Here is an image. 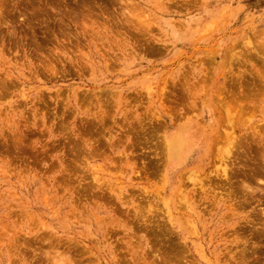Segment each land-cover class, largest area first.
<instances>
[{
  "label": "rangeland",
  "instance_id": "obj_1",
  "mask_svg": "<svg viewBox=\"0 0 264 264\" xmlns=\"http://www.w3.org/2000/svg\"><path fill=\"white\" fill-rule=\"evenodd\" d=\"M0 264H264V0H0Z\"/></svg>",
  "mask_w": 264,
  "mask_h": 264
},
{
  "label": "bare ground",
  "instance_id": "obj_2",
  "mask_svg": "<svg viewBox=\"0 0 264 264\" xmlns=\"http://www.w3.org/2000/svg\"><path fill=\"white\" fill-rule=\"evenodd\" d=\"M174 110V109H173ZM179 147V146H178ZM166 148V147H165ZM100 195V194H99Z\"/></svg>",
  "mask_w": 264,
  "mask_h": 264
}]
</instances>
